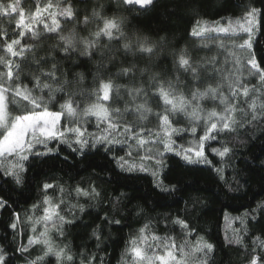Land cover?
<instances>
[{"label": "trees", "instance_id": "1", "mask_svg": "<svg viewBox=\"0 0 264 264\" xmlns=\"http://www.w3.org/2000/svg\"><path fill=\"white\" fill-rule=\"evenodd\" d=\"M48 3L53 4L49 11H58L70 3L75 17H58V32L48 33L40 25L39 38L26 34L21 43L31 45L32 49L25 52L23 59L11 57L4 47L18 38L19 15L0 13V57L14 61L12 81L6 75L7 67L0 63V84L27 85L32 95L42 97L49 111H63L57 136L65 132L63 141H47L53 152L39 156L26 153L29 159L22 173L23 184L17 185L10 176L0 175V199L7 202L0 208V249L6 264H29L43 256L44 244L29 241H42L40 233L46 228L53 246L64 248L73 257L70 264H89L90 260L91 264H136L133 247L139 248L145 257H155L165 255L169 250L165 245L172 244L176 245L171 249L176 259H183L185 264H199L205 253L206 264H250L253 257L258 258L257 264H264V208L260 207L264 205V82L248 63L254 55L264 68V0H155L153 6L144 10L138 6L129 10L118 0H0L5 7H22L26 14L35 12L38 4L43 9ZM251 9L259 12L251 32L250 49L240 47L243 39L248 38V33L242 31L190 35L197 20L202 24H224L230 19L241 20ZM94 10L122 21L121 28L133 44L137 37H147L156 44V54L149 59L147 54L125 50L124 40L108 41L105 37L101 38L105 47L94 56L61 51L64 42L60 35L71 32L77 38L87 37L98 24L102 26L93 16ZM85 16L89 18L87 24ZM181 52L197 68L195 78L191 71L178 67L176 60ZM53 63L61 84L41 77L42 82L51 84L52 90L34 88V76H39L41 69L50 70ZM124 68H133V72L124 75ZM65 80L69 83L64 84ZM160 82H164L165 88L172 85L178 105L180 97L190 103L170 111L171 106L155 94L153 85ZM104 83L111 85L108 101L102 99ZM210 85H219L216 99L212 94L191 99L193 92H205ZM237 85L248 86V97L241 93L233 98L232 90ZM136 88L143 91L130 95ZM7 95L9 119L31 109L32 105L22 97ZM69 99L76 110L74 116L60 107ZM101 101L109 110L108 118L84 115L85 108L101 105ZM233 104L235 124L216 133V140L205 145L204 152L211 164L185 160L184 155L199 160L191 151L184 150H199V137L205 128L218 122V117L209 120V113L224 114L225 107ZM166 111L171 121L169 128L160 120ZM110 122L118 126L109 127ZM125 125L131 130L126 131ZM69 126L86 129L83 138L90 145L101 136L109 137L112 143L101 142L74 151L79 145L74 143L75 136L65 131ZM141 140L151 145L146 153L139 151ZM165 142L170 143L172 151L164 148ZM208 143L212 148L228 147L230 151L221 158L210 151ZM32 151L44 153L47 148L34 141ZM113 157H123L125 170ZM17 159L1 157L0 173ZM127 161L134 168L128 167ZM143 161L148 162L145 165L150 171L139 167ZM157 181L169 191H161ZM45 184L52 187L45 189ZM46 197L49 204L44 203ZM45 208L58 215L44 221ZM58 229H62V235ZM201 243L211 244L212 251L191 254ZM181 246L189 255H183ZM44 259L45 264H57L52 255ZM140 264L150 262L145 259Z\"/></svg>", "mask_w": 264, "mask_h": 264}, {"label": "snow or ice", "instance_id": "2", "mask_svg": "<svg viewBox=\"0 0 264 264\" xmlns=\"http://www.w3.org/2000/svg\"><path fill=\"white\" fill-rule=\"evenodd\" d=\"M119 4H123L125 6L129 7V10H133L134 7L138 6L140 10L146 9L148 6H153L155 3V0H118ZM53 8L52 3H48L44 6L43 9L39 6V4L36 7L35 12H32L30 14H26L22 7H19L16 4H9L6 7L2 4H0V13H3L5 15L9 14H16L18 13L19 19L16 22V28L19 31L18 38L12 39L10 42H7L5 44V50L8 54H10L13 58H24V54L26 51H31L32 46L28 44H22L21 41L24 39L26 34H31L33 39L39 38L40 33L38 32V28L40 25H43V28L48 33H55L60 31V20L58 17H63L66 19H73L75 17V13L73 11V8L70 3H67L65 7L60 8L58 11H49V9ZM10 10V13H9ZM258 9H251L246 12V16H242L241 20L245 21V24L241 26V31L244 33H248V38L243 39V43L240 44L241 48H251V23L255 19L256 15L258 14ZM45 15H47V19H45ZM93 16L98 18L102 22V26L99 24L97 25V28L94 32L90 33L87 37H79L77 38L73 33H69L67 36L60 35L59 39L63 41V46L61 47V51H63L66 54H71L74 52H79V55L81 56H94L97 52L101 50L102 47H105V45L101 44V38L105 37L108 41H117L124 40L123 48L128 51H133L135 53H139L140 55L147 54L149 59L156 54V44H154L152 41H150L147 37H137L136 43L133 44L132 41L125 35L121 28V22H117L115 18H109L106 16L101 15L100 12H97L94 10ZM27 17V18H26ZM89 18L87 16L84 17V23H88ZM50 21V22H49ZM239 24L240 22L237 21ZM201 22L199 20L194 22V25L191 29L190 35L194 37H199L202 34V31H205L207 29H201L200 27ZM213 31H219V32H228V28L219 27L217 25V28L212 29ZM3 39L7 41V35L4 34ZM163 39V38H162ZM0 63L4 64L8 71L6 73L9 81H12V78L14 76L13 72V65L14 61L12 59H9L5 61L2 57H0ZM37 64H40V61H36ZM45 63H47L45 61ZM176 63L179 68L183 69L184 71H191L193 73L194 78L197 74V68L192 66L190 63V60L186 58V54L181 52L179 54L178 60H176ZM248 63L251 65V69L255 70V73L259 74V78L261 82H264V68L261 67L260 63L257 62L255 59V56H250ZM16 68H19V65H15ZM57 72L58 68L55 63L52 64L51 69L48 71L40 70L39 76H34L35 83L33 85L34 88H39L41 91L45 88L52 90L51 84L44 83L41 80V77L44 78V80H50L56 84H61V81L57 78ZM133 72V68H124L122 69V73L124 75H128L129 73ZM69 82L67 80L64 81V84H68ZM63 87V85H61ZM103 97L102 99L104 101H108L110 99V89L111 85L110 83H104L103 84ZM155 89V94L159 96V98L162 100V102L166 106H171L170 111H176L179 109H182L185 104L190 103V101L186 100L184 97H180L179 105L176 102V99L174 97L173 92L171 91L172 85L169 84L168 88H165L164 82H160L156 85H153ZM218 87H212L211 85L206 89L205 92H193L191 95L192 100H196L199 97H203L208 94H212V98L216 99V94L218 91ZM143 91L142 88H136L133 89L129 94L130 95H138ZM8 93H11L14 97H22L23 100L29 102L32 107L29 111H27L26 114H20L16 115L14 118L9 119L7 114V102H8ZM242 95L244 97H248L249 95V88L247 85H237V87L233 88L232 90V96L233 98L237 97L238 95ZM221 102H224V97L221 95L220 97ZM15 102V101H13ZM255 104L253 103L252 107H254ZM61 109L67 110V114L69 116L76 115V110L73 107V102L69 99L66 100L63 104L60 105ZM142 107V106H141ZM264 107V105H262ZM84 115L87 116L89 114L97 117L98 119H105L108 118L109 110L100 104H94L89 108H85ZM234 111V104L233 106H226L224 110V114H218L215 111H212L209 113V120H211L213 117H218V122H212L210 126L205 128L204 134L199 137V150L195 152L196 157L199 158L198 161H193L189 155H184V159L187 160L189 163L193 162H200L203 161L205 164H211V161L208 159V157L205 155L204 149L207 142L216 140L217 136L216 133L230 129L233 124H235V120L233 118ZM116 113H119V110H116ZM62 112H51L48 110L46 105L42 103V97H37L32 95V90L28 88L27 85H23L20 83L12 84L10 83L7 87H5L3 84H0V156H16L18 157L16 163L12 164L8 169H5L3 173H0V175H3V177H11L13 182L17 185L23 184L25 177L22 175L26 171L25 162L28 161L29 155L26 153H30L32 155H47L48 153H51L54 151L53 148L47 147V141L49 140H55L57 138H60L62 141L65 136V132L61 131L59 133V137L57 136V132L54 131V126L57 121L60 120L61 115H63ZM195 114V112L193 113ZM253 119H255V116H253ZM160 120L162 121L163 126L165 128L171 127V121L169 119V115L167 114V111L164 115L160 116ZM118 125L116 123L109 124V127H117ZM125 130L130 131L131 129L129 126L125 125ZM67 133L75 136L74 143L79 145V148H74V151H82L85 147L89 146H95L96 144H99L101 142L111 144L112 141L109 137H98L95 138L91 145L88 140H85L84 134L86 129H81L79 126H69L65 130ZM175 131V129H173ZM191 131L193 134L196 132V128H191ZM30 133L35 140L37 144L43 145L47 148V152L39 153V152H33V144L31 142H28L25 140V134ZM39 133V135H37ZM136 134L133 133V136ZM165 135H168L166 132ZM163 139V137H161ZM141 144L144 143L143 140L140 141ZM208 147L210 151L221 158H223L227 153H229L230 149L228 147H223L221 150L220 148H212L211 144L208 143ZM164 148L167 151H172V148L170 147L169 142L164 143ZM59 149H55V151H58ZM107 151H111V148L106 149ZM187 152H190L191 149L184 150ZM180 153L178 152L177 155ZM114 160H116L118 166L121 168V170L124 169V160L123 157H113ZM128 170H131L129 168ZM219 171V169H217ZM155 175V173L153 174ZM156 186L161 189V191H169L168 188L162 186L161 181L156 182ZM52 187V185L45 184L44 188L48 189ZM85 195H89V193L85 192ZM45 204H49L50 201L46 197L44 200ZM7 202L3 199H0V208H3L6 206ZM58 207V205L56 206ZM261 208H264V205L260 206ZM45 215L43 216L44 221H48L52 218L53 214H57L54 212V210H50L49 208L44 209ZM58 215V214H57ZM61 221H63V217L59 218ZM181 224L182 227L186 228L187 225L184 224L182 221H177ZM116 223H119L116 221ZM13 228H15V224L12 225ZM59 234H63L62 229H58ZM143 231V230H142ZM48 230L45 229L44 232L40 233L41 237H44V239L41 241L39 238L32 240L30 239L29 243H43L45 246V251L43 253V256L37 257L36 260L30 261L29 264H45V257L52 255L56 258L57 264H70V262L73 261V257L71 255H68L65 252L64 248H55L52 244V242L47 238ZM93 235H96L94 232ZM156 239V237H153ZM239 242V241H238ZM133 244H135V241H133ZM262 245H264V242H262ZM176 245L172 244L171 246L165 245L166 249H169L166 251L165 255H157L155 257H145L142 255V252L139 248L133 247L132 252L134 254V257L136 258V264H140L143 260L147 259L150 264H152L153 261H159V264H185V261L183 259L177 260L176 255L174 254L173 250L175 249ZM213 246L211 244L207 243H201L197 247L192 249L191 254H196L203 252L205 249L207 252L212 251ZM23 251H27V248H23ZM180 251L183 253L184 256L189 255V253H185L183 246H181ZM94 260V257L92 258ZM257 257H253L250 264H257ZM0 264H6L5 262V256L3 254V249H0ZM89 264H91V260L89 261ZM103 264V262H101ZM199 264H206V253L205 257L201 258L199 260Z\"/></svg>", "mask_w": 264, "mask_h": 264}, {"label": "rangeland", "instance_id": "3", "mask_svg": "<svg viewBox=\"0 0 264 264\" xmlns=\"http://www.w3.org/2000/svg\"><path fill=\"white\" fill-rule=\"evenodd\" d=\"M254 20L251 23V32H252V28L254 26ZM238 21L240 22L239 24L237 23V21H232L231 19H230V21H228L227 23H224V24L222 22L216 23V22H208V21H206V22H203V24L201 23L202 25L200 24L201 25L200 27H201V29H207L205 31H202V34L203 35H207L209 33H214V32L229 35V34H233V32H240L241 31L240 30L241 29V26L245 24V21L244 20H238ZM217 25H219V27L228 28L229 29L228 32L224 33V32H219V31H213L212 29L217 28ZM102 104H103V102L101 103V105ZM7 114H8V105H7ZM59 121L56 122V124L54 126V129H53L57 133H58L57 126L59 124ZM37 135H39V133H37ZM0 139H2V137H0ZM25 140L28 141V142H31L32 144H34V141H35L30 133L25 134ZM150 146H151L150 144H147L146 145L145 143H143V144L140 143L139 144V148H140L139 151H142L143 153H146L149 150L148 148ZM190 153H192V154L195 155V152L193 150H191ZM5 156H7V155H5ZM5 156H0V158L1 157H5ZM145 163H148V162H146V161L141 162L139 164L140 165L139 167H145L147 170L150 171L149 166L148 165H145ZM127 165H128V167L134 168L133 165L131 166V161H127ZM174 254H175V251H174Z\"/></svg>", "mask_w": 264, "mask_h": 264}]
</instances>
